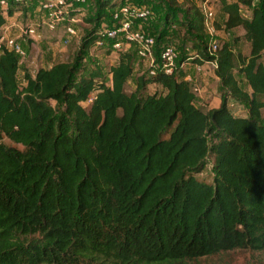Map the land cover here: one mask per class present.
Segmentation results:
<instances>
[{
  "label": "trees",
  "instance_id": "obj_1",
  "mask_svg": "<svg viewBox=\"0 0 264 264\" xmlns=\"http://www.w3.org/2000/svg\"><path fill=\"white\" fill-rule=\"evenodd\" d=\"M121 1L94 0L85 21L108 23ZM166 1L185 8L194 38L182 63L216 59L224 94L215 109L196 108L190 84L172 74L136 77L125 94L133 49L116 52L108 84L93 71L82 77L80 54L96 28L75 62L33 76L23 67L22 84L18 57L0 44V264H194L233 250L264 253V0L219 3L221 29L241 28L246 57L227 43L209 56L199 7ZM229 98L245 103L246 117L231 114ZM207 158L211 183L196 178Z\"/></svg>",
  "mask_w": 264,
  "mask_h": 264
},
{
  "label": "rangeland",
  "instance_id": "obj_2",
  "mask_svg": "<svg viewBox=\"0 0 264 264\" xmlns=\"http://www.w3.org/2000/svg\"><path fill=\"white\" fill-rule=\"evenodd\" d=\"M126 4H129L136 8H145L150 12V17L146 21H142L136 24L142 31H147L155 40L153 47V58L158 62V53L163 46H172L175 49L176 59L174 61L173 74L178 79L187 81L191 86V91L194 95L193 104L196 108L201 109L202 112H206L209 109H215L219 105V98L224 94L221 89L218 79L215 76V69L206 64L200 65V71L195 70V65L192 63H182V56L191 55V44L194 42L193 35L183 25L188 23V19L184 14V7L179 5L172 8L166 0H123ZM182 0H177L181 2ZM195 7H200L204 0H188ZM221 0H207V9L211 11L213 18V34L204 32L203 42L209 48L212 45H216L220 48L222 43H227L231 46L234 55L239 54L242 57H246L249 51L248 43L242 38L243 31L241 28L223 31L221 29V23L224 20V16L219 13L218 7ZM235 1V0H225ZM23 5L17 8H11L12 13L10 16L4 19L3 27L8 28L4 32L7 38H19V29L26 24H31L35 27L37 33L33 40H28L22 44V50L24 52V58H22L20 70L17 73V83L22 84V68L28 71L29 75L33 76L35 71L39 68L47 69L51 65L61 62L73 63L77 59V53L80 51L82 37L90 29H98L97 24L94 25L86 22V19L92 18L95 14L94 0H85V4L81 8V12L75 14L73 18L74 29L76 37L71 39L68 44L62 45V28H58L53 32L46 31L43 27H36L40 22L42 15L38 12L37 0H22ZM256 6L254 0L251 7ZM20 7H23L20 8ZM172 8V9H171ZM14 9H17L14 11ZM167 12L171 14L168 23H164V18ZM249 10L240 8V14L242 16H248ZM102 23H106V19L102 20ZM216 26L220 27L217 29ZM1 28V29H2ZM20 41V40H19ZM106 45L98 48L91 46L86 53L80 54L79 66L83 67L81 73L82 77L93 71L98 74V78L95 81H100L108 84L109 76L108 69L116 63V53H107ZM127 52L132 54V48H127ZM264 67V55L259 60ZM158 64H155V69L158 68ZM151 70L150 65L144 61H138L134 57L132 63V76L126 82L124 86V93L129 94L135 88V78L149 74ZM232 74L237 81L238 87L249 93V88L245 84L241 75L234 69ZM160 88L155 85H148L145 88V92L153 93L159 92ZM87 103L83 104L85 107ZM227 108L234 116L246 117L247 107L244 102L229 98L227 100ZM4 143L9 142L4 140ZM19 148V146H18ZM205 167L202 172L196 175V178L205 183H211L213 178V170L211 159L207 158ZM194 264H264V253L252 252L249 250H233L230 252L219 253L217 255L201 258Z\"/></svg>",
  "mask_w": 264,
  "mask_h": 264
},
{
  "label": "built area",
  "instance_id": "obj_3",
  "mask_svg": "<svg viewBox=\"0 0 264 264\" xmlns=\"http://www.w3.org/2000/svg\"><path fill=\"white\" fill-rule=\"evenodd\" d=\"M37 3L38 12L42 17L36 27L41 26L49 32L62 28V45L68 44L71 39L76 37L73 18L75 14L81 12L85 0H37ZM21 5H23L22 0H0V13L5 19L7 18L6 12L8 9L17 8ZM16 10L17 9H14V11ZM199 10L204 31L208 34H213V15L211 11L207 9V0L201 3ZM109 15V22L102 23L99 26L93 46L101 48L106 45L109 53H116L117 51L125 52L127 48L131 47L138 61H144L150 65L151 70L149 75L157 72L165 75L173 74L174 61L176 59L175 49L172 46L163 47L158 53V62L156 63L153 58V37L139 29V27H136L137 23L146 21L150 17V12L147 9L133 7L122 0L112 8ZM1 28L0 44H3L6 50L11 51L18 57L19 64L22 58H24L22 44L26 43L28 40L34 39L37 28H33L29 23L26 24L19 29V38L17 39L5 37L4 32H6L8 28ZM107 42H110L108 46ZM217 49L216 45L210 46L208 48V55L213 56ZM155 64H158V68L154 71ZM204 64L214 67L215 69L216 59ZM194 68L196 71L201 70L198 65H195Z\"/></svg>",
  "mask_w": 264,
  "mask_h": 264
},
{
  "label": "crops",
  "instance_id": "obj_4",
  "mask_svg": "<svg viewBox=\"0 0 264 264\" xmlns=\"http://www.w3.org/2000/svg\"><path fill=\"white\" fill-rule=\"evenodd\" d=\"M225 18V17H224ZM235 29H237V28H235ZM233 30V29H232Z\"/></svg>",
  "mask_w": 264,
  "mask_h": 264
}]
</instances>
